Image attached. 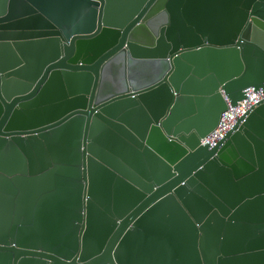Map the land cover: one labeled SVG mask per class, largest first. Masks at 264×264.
Here are the masks:
<instances>
[{"label": "water", "instance_id": "95a60500", "mask_svg": "<svg viewBox=\"0 0 264 264\" xmlns=\"http://www.w3.org/2000/svg\"><path fill=\"white\" fill-rule=\"evenodd\" d=\"M264 0H0V264H264Z\"/></svg>", "mask_w": 264, "mask_h": 264}, {"label": "built area", "instance_id": "2783aa9c", "mask_svg": "<svg viewBox=\"0 0 264 264\" xmlns=\"http://www.w3.org/2000/svg\"><path fill=\"white\" fill-rule=\"evenodd\" d=\"M227 107L219 117L216 127L200 140L202 146L214 147L221 141L239 119L245 116L253 107L264 100V86L255 89L249 87L244 90V98L234 106L224 97Z\"/></svg>", "mask_w": 264, "mask_h": 264}]
</instances>
